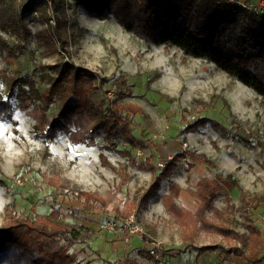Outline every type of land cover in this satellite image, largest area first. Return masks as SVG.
Wrapping results in <instances>:
<instances>
[{
	"label": "rangeland",
	"instance_id": "obj_1",
	"mask_svg": "<svg viewBox=\"0 0 264 264\" xmlns=\"http://www.w3.org/2000/svg\"><path fill=\"white\" fill-rule=\"evenodd\" d=\"M51 2L54 25L48 22L43 3L45 17L38 9L37 18L28 13L21 15L26 29V62L54 64L64 58L96 78L97 89L92 94L96 104L116 111L112 102L119 99L127 106L128 117L123 115L112 132L100 129L94 145L80 142L77 132L46 141L34 133V119L12 99L15 122L0 120V176L10 182L5 185L0 181V226L6 206H14L22 216L47 214L58 207L61 222L73 223L75 227L83 225L75 245L85 249L84 255L91 259V264H107L114 259L134 264L132 257L138 255L133 248L142 245L147 250V237L161 240L167 257L176 256L170 264H192L196 260L199 264H217L218 258L212 263L214 250L223 254L230 247L243 249L254 260L256 256L237 238L241 235L246 239L247 225L254 223L264 248V200L257 207H249L242 199L251 198L254 203L253 199L264 198V99L205 57L185 56L176 48L144 40L138 33L125 30L108 12L99 17L72 0ZM57 18L60 41L52 32ZM228 33L236 36L238 29L231 27ZM0 36L21 41L1 29ZM249 51L258 52L255 48ZM262 69L263 62L257 60L251 71ZM123 78L128 79L125 86L120 83ZM119 93L124 94L123 98ZM131 107L138 111L133 116ZM115 116V112L108 113L105 121L109 124ZM203 118L205 123H199ZM192 123L199 124L196 129H186ZM124 147L140 158L152 157L153 163L182 151L212 160V175L223 184L234 203V223L229 229L236 239H224L206 231L193 234L169 215L161 197L170 182L196 189L187 178L189 166L183 159L161 181L157 192L147 202L141 201L155 172L135 169L130 157L118 152ZM73 191L90 192L97 197L109 194L110 201L100 210L95 209L93 216L87 214L88 220H84L83 215L90 209L71 214L65 208L71 203L80 206ZM177 203L184 206L180 199ZM225 205L223 197L215 200L218 209ZM125 209H130L133 219L144 227L146 235L142 238L137 236L139 239L126 242L127 233L122 225L116 230L104 227L107 222L126 220L130 215L119 219ZM106 215H115L117 220L104 221L108 219ZM195 247H210L211 252L197 257V252L190 249ZM224 258L220 264L242 261L234 254Z\"/></svg>",
	"mask_w": 264,
	"mask_h": 264
},
{
	"label": "trees",
	"instance_id": "obj_2",
	"mask_svg": "<svg viewBox=\"0 0 264 264\" xmlns=\"http://www.w3.org/2000/svg\"><path fill=\"white\" fill-rule=\"evenodd\" d=\"M72 2L99 17H104L105 12H108L125 30L136 32L144 40L156 45L176 48L185 56L205 57L217 69L251 88L264 99L263 16L242 12L233 17L218 0H72ZM36 9L45 17L41 0L38 3L35 0H21L20 3H16V0H0V29L21 40L15 41L0 36L2 61L0 120L15 122L12 108L15 102L18 108L26 111L34 119L33 131L38 137L48 141L77 132L80 142L94 145L100 129L112 132V128L117 127L123 119L122 116L128 111L127 106L119 99L112 102L116 111L109 110L108 106L96 104L92 96L97 89L96 78L62 57L54 64L26 62L29 59L23 55L26 49L24 43L26 29L22 25L21 15ZM58 26L57 18L52 32L60 41ZM231 27L238 29L236 36L228 33ZM252 48L258 52L250 53L249 50ZM257 60L263 62V69L254 73L251 68ZM120 83L125 86L128 79L123 78ZM119 96L123 98L124 94L119 93ZM130 111L132 116L138 112L132 107ZM113 112L116 116L108 124L105 117ZM199 123H205V119ZM198 124H188L186 129H196ZM118 152L128 155L135 169L155 172L154 181L142 196L143 202H147L148 198L157 192L161 181L169 177L177 163L185 160L189 166L187 178L194 182L196 189L190 186L182 188L175 182H170L167 192L161 197L169 215L181 227L189 228L193 234L206 231L218 234L224 239H236V234L229 229L234 223L232 219L234 203L223 184L212 175L209 169L213 164L212 160L204 155L182 151L153 163L152 157L140 158L130 148L124 147L118 149ZM160 163L162 165H158ZM0 181L5 185L10 184L9 180L1 176ZM66 192L71 194L69 190ZM72 193L80 206L76 207L71 203L65 208H69L71 214L77 210L85 213V210L90 209L91 211L83 215L84 220H88L87 214L93 216L95 209L100 210L101 206L104 207L105 203L110 201L109 194L97 197L90 192ZM219 197H223L226 203L223 209L215 206V200ZM177 199L182 200L184 206H180ZM242 199L249 207H257L264 200L255 198L253 203L251 198L243 196ZM126 201L127 199L124 204L128 203ZM125 210L122 218L119 216L120 221L130 215V209ZM17 212L14 206L4 208V222L0 226V264H91V259L84 255L85 249L75 245L79 228H84L83 225L78 224V227H75L73 223L69 225L61 222L60 208L53 207L47 214L37 212L33 216H22ZM106 216L108 219L104 221L117 220L115 215ZM247 231L246 239L240 235L237 241L242 242L250 254L256 256L254 260L250 259L243 249L230 247L224 250L225 254H217L214 250L212 263L216 258L219 261L217 264L223 263L224 256L233 254L242 260L240 264L262 263L264 248L259 229L257 230L253 223L247 225ZM133 249L138 255L132 257L133 260L135 258L134 264H152L151 256L142 245L134 246ZM190 249L197 252V257L211 252L210 247ZM164 255V264H170L171 259L176 258ZM122 261L114 259L107 264H124Z\"/></svg>",
	"mask_w": 264,
	"mask_h": 264
},
{
	"label": "built area",
	"instance_id": "obj_3",
	"mask_svg": "<svg viewBox=\"0 0 264 264\" xmlns=\"http://www.w3.org/2000/svg\"><path fill=\"white\" fill-rule=\"evenodd\" d=\"M46 8V12L49 15L48 22L54 25V15H51V0H41ZM218 3L225 8L231 15H237L239 13H252L261 15L264 17V0L246 1V0H218ZM31 18L39 17L37 10L28 12ZM161 165V164H160ZM119 225H122L127 233L124 238L126 242L130 241L134 237H141L146 235L144 227L133 219V215H130L126 220L118 223L117 221L107 222L104 227L116 230ZM145 242L148 244L147 251L151 256L152 264H164L163 244L161 240L147 237Z\"/></svg>",
	"mask_w": 264,
	"mask_h": 264
},
{
	"label": "crops",
	"instance_id": "obj_4",
	"mask_svg": "<svg viewBox=\"0 0 264 264\" xmlns=\"http://www.w3.org/2000/svg\"><path fill=\"white\" fill-rule=\"evenodd\" d=\"M246 1H257V0H246ZM170 157V156H169ZM167 158V157H166ZM139 239V237H134V238H132V240H134V239ZM135 245H136V243H135ZM171 258H173V257H171ZM134 260H135V258H134ZM198 263V262H197ZM185 264H190V263H188V262H186ZM192 264H196V263H192ZM199 264V263H198Z\"/></svg>",
	"mask_w": 264,
	"mask_h": 264
},
{
	"label": "snow or ice",
	"instance_id": "obj_5",
	"mask_svg": "<svg viewBox=\"0 0 264 264\" xmlns=\"http://www.w3.org/2000/svg\"><path fill=\"white\" fill-rule=\"evenodd\" d=\"M0 127H2V125H0Z\"/></svg>",
	"mask_w": 264,
	"mask_h": 264
}]
</instances>
